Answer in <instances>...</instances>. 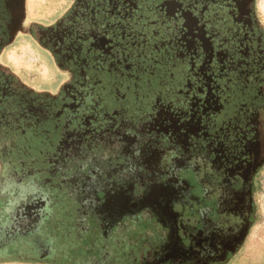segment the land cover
Here are the masks:
<instances>
[{
  "label": "flooded vegetation",
  "instance_id": "obj_1",
  "mask_svg": "<svg viewBox=\"0 0 264 264\" xmlns=\"http://www.w3.org/2000/svg\"><path fill=\"white\" fill-rule=\"evenodd\" d=\"M218 1L197 11L194 23L180 1L164 3L187 32L182 54L197 64L190 81L152 105L151 95L141 104L131 95L113 101L110 92L131 86L140 92L124 71L105 82L106 64L115 62L109 52H119L107 17L132 0H70L50 24L29 18L27 0H0V149L17 153L13 169L1 168L0 197H10L4 177L19 175L14 188L42 175L52 208L39 229L0 251V263L164 264L160 256L172 251L180 260L211 264L245 251L259 220L264 175V21L258 0ZM18 40L54 66L52 73L65 74L56 94L26 86L1 62ZM41 137L48 140L32 148ZM183 171L189 178L178 180ZM176 191L181 195L168 199ZM189 193L194 219L183 223ZM153 197L146 207L152 225L140 231L130 203L145 206ZM166 211H173L170 227L160 221ZM120 212L123 220L108 226V214ZM3 216L0 226L7 211ZM63 223L72 225L69 232ZM133 230L138 235L128 239ZM140 240L144 247L136 245Z\"/></svg>",
  "mask_w": 264,
  "mask_h": 264
},
{
  "label": "rangeland",
  "instance_id": "obj_2",
  "mask_svg": "<svg viewBox=\"0 0 264 264\" xmlns=\"http://www.w3.org/2000/svg\"><path fill=\"white\" fill-rule=\"evenodd\" d=\"M28 1V14L29 18L32 20H37L38 22H45V23H52L54 19L60 14V10L64 9L70 0H27ZM258 11L260 14L261 19L264 21V0H258ZM59 12V13H58ZM22 38V37H20ZM19 42V43H18ZM18 42L12 45L8 51L5 50L3 55L1 56V62L6 64L7 66L15 69L17 71L20 80L26 86L39 91L50 92L52 94H56L57 91L60 90L61 85L65 81L66 78L63 72L57 71V73H52L53 62H51L52 67H48L46 63H44L41 59L39 54L32 48L26 41L18 40ZM49 59V58H48ZM52 61V60H51ZM11 65V66H10ZM55 74V75H54ZM54 75V76H52ZM38 76V77H35ZM39 76L44 79L46 82H43L39 79ZM162 123V120L159 122ZM166 124V123H163ZM167 127V126H166ZM155 128V127H154ZM155 130V129H153ZM30 135V134H29ZM45 138V137H44ZM44 138H35L34 142L32 143L31 147L36 148L44 140ZM53 137H51L52 139ZM48 139L44 140L47 141ZM26 148V145H25ZM140 153V149L138 150ZM31 154L33 152H30ZM16 151L10 150L7 148L5 152L0 149V171L1 168L5 165L6 169L10 170L13 169L14 166L12 165L11 157H14V162L16 161ZM19 171V170H18ZM21 172V171H20ZM21 173H24L23 171ZM20 173V174H21ZM187 171H183L180 175L176 177L178 180L187 179ZM19 175L12 174V176H6L3 178L1 186L7 190L10 197L7 199H1L0 197V223L4 221L3 211H7L9 217L6 219V224L0 226V251L6 249L7 247L13 245L14 242L20 237H28L31 233L36 229H39L40 225L43 223L44 220L48 219L51 215V196L47 189L45 188L46 184L44 183V179L42 175L40 177H32L31 175L28 176L27 180H23L20 182L19 185H14V188L10 185L14 182L15 179L18 178ZM26 177V176H25ZM262 188L258 194V203H259V211L260 216L259 220L252 229V232L249 236L248 243L244 252H240L235 260L230 259L227 262L218 263L213 262L211 264H264V175L262 177ZM181 182V181H180ZM185 184V183H182ZM178 187V186H177ZM1 188V187H0ZM178 190V189H177ZM166 196V194H164ZM181 192L170 195V198L173 199L177 196H180ZM191 194H188L187 203H182L181 211L183 212V223L187 221L189 218L194 219L193 212L188 208L189 204H191ZM158 197L150 198L148 201L145 202V206L138 207L134 205L133 200L130 203L131 210L133 213H130L134 216L135 227L138 228L140 231H146L148 227L152 225V219L150 220L147 216L149 215V211L146 209L148 206H152L155 203V199ZM12 200V201H11ZM185 202V201H184ZM7 205V208H6ZM144 205V203H143ZM109 209L113 210L112 206H108ZM107 207V209H108ZM169 209V207H168ZM162 210V208H161ZM170 212L167 214H160V221L170 227L167 223L170 221ZM175 212V211H174ZM179 212V210H176ZM56 215L59 217V220L64 215V209L58 208L56 211ZM120 212L118 214H108L106 217V223L108 226L112 224H116L119 220L122 221L123 219L121 216H125ZM65 216V215H64ZM69 218L71 215H68ZM132 221V220H131ZM62 222V221H61ZM160 223V222H159ZM181 225L182 229H185L184 225ZM63 223L62 228H60L63 232L70 231L72 225ZM127 224V222H126ZM129 224V223H128ZM146 228V229H143ZM150 233V230L147 231ZM141 233V232H139ZM143 234V233H142ZM138 235V230L130 231L127 235L128 239L134 238ZM157 237V234L156 236ZM170 244L176 245L175 238L170 237ZM173 239V240H172ZM182 241L184 242L185 246L188 244L186 243V239L182 237ZM132 246L134 243H127L126 246ZM142 247L145 246L142 240L138 241L136 245H140ZM184 245L183 243H181ZM28 246V245H27ZM125 247V246H124ZM147 250V248H146ZM145 250V252H147ZM127 252V251H126ZM163 259H167L164 261ZM123 261V260H122ZM169 261L170 264H202L198 261L193 259H179L177 255L173 254L172 251L170 252H163V256H160V263H167ZM0 264H20V263H0Z\"/></svg>",
  "mask_w": 264,
  "mask_h": 264
},
{
  "label": "trees",
  "instance_id": "obj_3",
  "mask_svg": "<svg viewBox=\"0 0 264 264\" xmlns=\"http://www.w3.org/2000/svg\"><path fill=\"white\" fill-rule=\"evenodd\" d=\"M176 1H180L184 9H188L193 14L191 18L193 23L195 17L199 16L198 12L211 7L212 4L220 3L218 0ZM132 2L125 11L107 17L112 26L106 32L111 40L116 41L112 47L117 46L119 52H109L110 55L114 54L111 59H115V62L106 64L105 82L106 84L111 82L112 74H120L124 71L122 75L128 77V83L132 85L135 82L140 92H133L134 86L129 87L126 92L121 91V94L110 92L113 101L116 97L123 100V95H127V98L131 95L141 104L151 95L154 105L168 90L177 91L181 88L179 83L184 86L186 81H190L191 71L197 61L193 60L189 53L181 52L182 40L187 36V32L185 30L182 32L183 28L177 16L166 10L164 3L168 0H132ZM201 67L204 74L210 77L207 73L212 71L211 68H205L204 62L201 63ZM149 82L150 86H148ZM150 87L152 93L147 92Z\"/></svg>",
  "mask_w": 264,
  "mask_h": 264
}]
</instances>
